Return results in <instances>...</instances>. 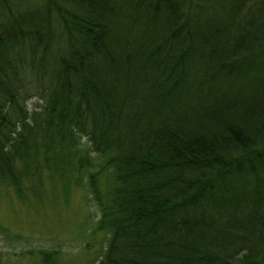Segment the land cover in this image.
Returning a JSON list of instances; mask_svg holds the SVG:
<instances>
[{
	"label": "trees",
	"instance_id": "16d2710c",
	"mask_svg": "<svg viewBox=\"0 0 264 264\" xmlns=\"http://www.w3.org/2000/svg\"><path fill=\"white\" fill-rule=\"evenodd\" d=\"M73 186L99 264H264V0H0V196Z\"/></svg>",
	"mask_w": 264,
	"mask_h": 264
},
{
	"label": "rangeland",
	"instance_id": "374dc122",
	"mask_svg": "<svg viewBox=\"0 0 264 264\" xmlns=\"http://www.w3.org/2000/svg\"><path fill=\"white\" fill-rule=\"evenodd\" d=\"M35 101V99H33ZM31 101V102H33ZM88 181V178H85ZM12 191V190H11ZM69 201H21L0 196V255L3 264H31L38 251H56V264H99L110 234L96 231L100 209L93 195L73 186ZM51 199V196L48 197Z\"/></svg>",
	"mask_w": 264,
	"mask_h": 264
}]
</instances>
